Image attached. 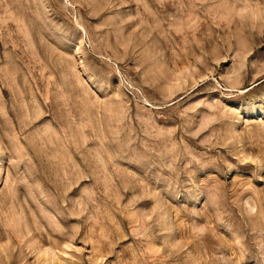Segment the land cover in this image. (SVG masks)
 <instances>
[{
	"label": "rangeland",
	"instance_id": "374dc122",
	"mask_svg": "<svg viewBox=\"0 0 264 264\" xmlns=\"http://www.w3.org/2000/svg\"><path fill=\"white\" fill-rule=\"evenodd\" d=\"M0 264H264V0H0Z\"/></svg>",
	"mask_w": 264,
	"mask_h": 264
},
{
	"label": "clouds",
	"instance_id": "9594fccd",
	"mask_svg": "<svg viewBox=\"0 0 264 264\" xmlns=\"http://www.w3.org/2000/svg\"><path fill=\"white\" fill-rule=\"evenodd\" d=\"M248 9H244V11H247Z\"/></svg>",
	"mask_w": 264,
	"mask_h": 264
}]
</instances>
